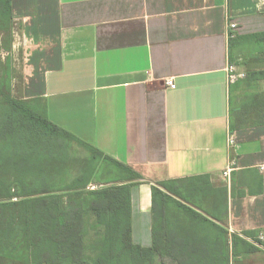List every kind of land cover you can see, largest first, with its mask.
Instances as JSON below:
<instances>
[{
  "label": "crops",
  "instance_id": "obj_1",
  "mask_svg": "<svg viewBox=\"0 0 264 264\" xmlns=\"http://www.w3.org/2000/svg\"><path fill=\"white\" fill-rule=\"evenodd\" d=\"M12 6L34 92L28 98H42L52 122L111 158L101 163L118 171L115 162L157 184L204 177L209 192L192 201L228 230L231 252L233 236L242 239L230 264H264V247L254 239L264 236V122L250 110L242 123L251 99L242 102L241 80L228 78L229 21L239 36L264 33V0ZM170 79L176 89L166 85ZM230 134L236 165L227 178ZM152 186L139 182L131 191L132 238L144 248L153 244Z\"/></svg>",
  "mask_w": 264,
  "mask_h": 264
},
{
  "label": "trees",
  "instance_id": "obj_2",
  "mask_svg": "<svg viewBox=\"0 0 264 264\" xmlns=\"http://www.w3.org/2000/svg\"><path fill=\"white\" fill-rule=\"evenodd\" d=\"M14 23L12 0H0V140L14 147L19 145L20 139L23 147L20 144L14 160L19 173L23 177L42 174L41 178H46L47 170L59 171L56 167L63 155L40 147L37 141L44 142L43 137L75 142L94 159L113 161L52 122L42 98L19 100L12 96L11 62L8 58L2 60L1 51L10 52V43L6 41L13 37ZM229 40L231 64H234V51L243 44L264 46V33L239 36L232 32ZM247 76L254 81H264V70L248 72ZM250 110L257 113V122H264V92L254 95L250 103L243 106L242 123L250 121ZM235 129L234 124L232 130ZM2 147L0 144V151ZM31 151L42 154V157L35 156L44 160L42 165L26 163L24 155H30ZM115 164L121 174L118 181L141 178L122 164ZM204 180L199 177L158 184L181 200L204 209L192 201L202 200L208 194ZM45 183V187L32 189L22 185L18 192L4 177V172H0V200H9L0 203V264H230L236 257L235 245L242 241L234 235L231 252L229 232L224 226L152 186L153 244L144 248L132 238L131 191L136 183L92 189L98 184L93 180V169L79 175L69 186ZM43 193L49 194L13 201L17 197ZM90 230L95 232L97 243L88 249L86 238ZM254 239L264 247V240Z\"/></svg>",
  "mask_w": 264,
  "mask_h": 264
},
{
  "label": "rangeland",
  "instance_id": "obj_3",
  "mask_svg": "<svg viewBox=\"0 0 264 264\" xmlns=\"http://www.w3.org/2000/svg\"><path fill=\"white\" fill-rule=\"evenodd\" d=\"M16 32L19 28L16 27ZM8 38V37H6ZM17 34L12 39L9 38L6 42L10 43V52L4 50L1 51L2 60L5 61L7 58L11 62V73H12V96L19 100H30L28 98L32 93L28 91L29 80L28 75L25 72V56L23 51L20 49L19 39ZM0 40L1 37H0ZM13 41V42H12ZM20 49V50H19ZM237 56L234 58V65H236L240 71L246 74V77L242 79L240 91L242 95V102L249 101L254 95L264 91V82H256L252 78L248 79V72H254L264 70V46L257 44H243L240 45L236 51ZM242 70H241V69ZM27 81V83H26ZM44 142L40 143L37 141L40 147L43 149H52L55 153H62L63 160L58 165L59 171L50 170L46 172V176H50L49 181H46L48 177L41 178L42 174L23 177L16 167L14 161L19 153L21 146L23 147L20 139L18 138V146L12 147L11 144H4V140H0L2 144V150L0 151V172H4V177L12 183L14 190L21 192L22 188H39L45 187L46 183L49 185H55L58 187L69 186L74 183L75 178L79 175L93 169V180L97 183L114 182L121 177V174L117 169L110 167V165L103 164L98 159H94L90 152L80 147L77 143L72 141L57 140L55 138L43 137ZM21 144V146H20ZM26 163H38L42 165V161L35 158V156L42 157V154H37L33 151L30 155H24ZM45 163V162H44ZM54 173V174H53ZM49 174V175H48ZM53 174V175H52ZM24 185V186H22ZM97 236L94 231H89L86 238V245L89 248L94 247L97 243ZM95 254V252L93 253Z\"/></svg>",
  "mask_w": 264,
  "mask_h": 264
},
{
  "label": "built area",
  "instance_id": "obj_4",
  "mask_svg": "<svg viewBox=\"0 0 264 264\" xmlns=\"http://www.w3.org/2000/svg\"><path fill=\"white\" fill-rule=\"evenodd\" d=\"M228 28H229V38H230L231 33L232 32H236L237 25L235 23L229 21ZM245 77H246V74L244 72L240 71L239 68L236 65H234V64H230L229 65V67H228V78H229L230 84H235L238 81L244 79ZM166 85L170 89H176V84H175L174 80H172V79L167 80ZM228 146H229V149H230L231 159H230L229 166H228L227 170L225 171L224 175L227 178H231V173L234 170V167L236 165V159H235V157L233 155L234 148L236 146V138H235L234 134H230L229 135V137H228ZM259 239L263 241L264 240V236L260 235Z\"/></svg>",
  "mask_w": 264,
  "mask_h": 264
},
{
  "label": "water",
  "instance_id": "obj_5",
  "mask_svg": "<svg viewBox=\"0 0 264 264\" xmlns=\"http://www.w3.org/2000/svg\"><path fill=\"white\" fill-rule=\"evenodd\" d=\"M147 181H149V182H151L153 185H155V186L161 188L162 190H164L165 192H167L168 194H170V195L173 196L174 198H177V199L181 200V199L178 198L177 196H175V195L169 193V192L167 191V189L164 188L163 186H161V185H159V184H157V183H155V182H153V181L147 180V179H136V180H131V181H120V182H112V183H98V184L92 186L91 188H92V189H101V188L110 187V186H114V185H122V184H127V183H137V182H147ZM86 189H88V188H86ZM53 193H57V192H53ZM47 194H49V193H43V194H37V195H31V196L17 197V198H15V199H13V201L20 202V201H22V200H26V199H30V198H34V197H39V196H44V195H47ZM7 201H9V200H0V203H2V202H7ZM181 201H183V200H181ZM183 202H184L186 205L190 206L191 208L195 209L196 211H198V212H200V213L206 215V216H207L208 218H210L211 220H214L212 217L208 216L207 214H205V213L202 212L201 210L197 209L196 207L192 206L191 204H189V203H187V202H185V201H183ZM214 221H215V220H214Z\"/></svg>",
  "mask_w": 264,
  "mask_h": 264
}]
</instances>
